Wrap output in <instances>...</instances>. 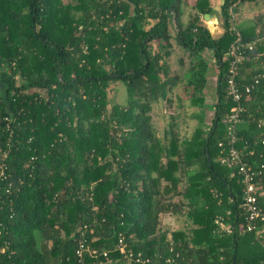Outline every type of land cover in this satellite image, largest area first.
Segmentation results:
<instances>
[{
  "label": "trees",
  "instance_id": "16d2710c",
  "mask_svg": "<svg viewBox=\"0 0 264 264\" xmlns=\"http://www.w3.org/2000/svg\"><path fill=\"white\" fill-rule=\"evenodd\" d=\"M218 1L221 36L201 22L212 0H0V264H138L129 249L160 264L264 263V247L245 230L237 167L221 160L235 104L234 26L244 42L260 41L241 64L239 80L252 82L262 71L264 14L240 18L244 2L260 0H238L232 20L231 0ZM175 40L190 56L185 69L173 67ZM208 50L219 68L213 103ZM117 81L125 102L112 100ZM243 91L236 146L259 166L264 76ZM175 98L195 107L190 132L173 114L163 130L155 125L156 103Z\"/></svg>",
  "mask_w": 264,
  "mask_h": 264
},
{
  "label": "built area",
  "instance_id": "2783aa9c",
  "mask_svg": "<svg viewBox=\"0 0 264 264\" xmlns=\"http://www.w3.org/2000/svg\"><path fill=\"white\" fill-rule=\"evenodd\" d=\"M238 0H231L228 6V12L232 20H235L238 16L236 10ZM237 33V39L229 48L228 54L230 56V73L228 76V88L229 95L235 101V104L229 115L228 133L230 138L228 139V152L223 150L221 160L224 163H231L237 167V172L241 177L243 184V207L246 215V227L245 230L254 233L260 244L264 247V206L260 204V198L264 196V188L259 186V182L263 179L264 162L259 166L254 165L248 159L245 158L244 149L236 146L238 137V126L244 119L246 112V106L243 104V88L247 93L252 91L256 84L259 82L260 76H264V57L261 58L260 66L262 71L258 72L253 77L252 82L240 81L239 76L241 72V64L244 62L246 53L250 50H255L257 44L260 42L258 39L244 42L242 40L241 32L234 26ZM260 125L263 128V143H264V118L260 120ZM220 145L224 146L223 142ZM251 154L254 151L250 152ZM7 176L6 164L0 165V180ZM120 247L122 250L126 249V243L123 237L120 238ZM83 246V245H82ZM5 248L2 249L4 251ZM92 254H96V249H89ZM1 253V252H0ZM83 252L79 249V255ZM105 255L107 253L105 252ZM178 255V253H177ZM127 256L130 261H134L138 264H160V261H156L154 257L145 255L143 252H135L132 249L127 251ZM170 264H178L174 259H167ZM264 264V263H263Z\"/></svg>",
  "mask_w": 264,
  "mask_h": 264
},
{
  "label": "rangeland",
  "instance_id": "374dc122",
  "mask_svg": "<svg viewBox=\"0 0 264 264\" xmlns=\"http://www.w3.org/2000/svg\"><path fill=\"white\" fill-rule=\"evenodd\" d=\"M242 11L240 12L239 17L240 18H251L255 14H264V0H260L259 2H250L246 1L242 5ZM191 12V9L187 11L185 14V19L187 20L189 18V13ZM219 13V11L217 10ZM220 18V16H219ZM208 17H202L201 22L207 25L208 27L211 26L212 31L215 32L216 28L212 25L211 19ZM221 21V19H220ZM209 22V23H208ZM219 24L222 25V22ZM218 25V24H217ZM210 28V27H209ZM215 36L216 33H214ZM175 46L176 51L175 54L172 56V64L174 68L179 69H185V66H188L190 64V56L188 52H186L183 48L179 46L177 41L175 40ZM206 58L209 60V71H208V84L206 88V94H207V101L210 103H213L216 100L217 95V80H218V63L216 60L215 55L212 53V51L208 50L205 53ZM181 57L185 58V64L181 62ZM6 85L0 81V92L5 94ZM114 90L112 91V100L115 102H125L128 96L127 89L124 83L121 81H117L113 84ZM195 107L193 106H185L180 107L178 105V100L175 98L172 105H168L166 102H159L156 103L155 108L153 110V117L155 125L159 130H163L164 126L166 125L167 121L170 119V115H176L177 120L180 125V131L182 133L190 132L193 128V125L196 123V119L192 118V111ZM214 114L213 110H208L207 117L210 121L212 119V116ZM162 220H166V215H162ZM167 221L169 222V225L172 227L180 226L181 225V219H179L177 216H167Z\"/></svg>",
  "mask_w": 264,
  "mask_h": 264
},
{
  "label": "crops",
  "instance_id": "0c3cea01",
  "mask_svg": "<svg viewBox=\"0 0 264 264\" xmlns=\"http://www.w3.org/2000/svg\"><path fill=\"white\" fill-rule=\"evenodd\" d=\"M212 3H213V5L215 6V11L213 12V13H211L210 15H209V19H211V21L209 20V22H214L212 25L216 28L215 30V32L214 33H216V35L217 36H221L223 33H224V31H225V27L223 26V24L221 25V24H219L220 22H222V20L220 21V19H221V17L219 18V16H220V13H218L217 12V10H218V6H219V1L218 0H212ZM219 11V10H218ZM208 22V23H209ZM218 24V25H217ZM208 27V26H207ZM210 27V28H209ZM208 28L209 29H213V28H211V26H209Z\"/></svg>",
  "mask_w": 264,
  "mask_h": 264
},
{
  "label": "water",
  "instance_id": "95a60500",
  "mask_svg": "<svg viewBox=\"0 0 264 264\" xmlns=\"http://www.w3.org/2000/svg\"><path fill=\"white\" fill-rule=\"evenodd\" d=\"M208 157H209V161L211 162L210 155H208Z\"/></svg>",
  "mask_w": 264,
  "mask_h": 264
}]
</instances>
